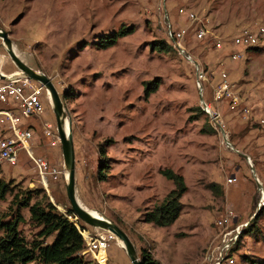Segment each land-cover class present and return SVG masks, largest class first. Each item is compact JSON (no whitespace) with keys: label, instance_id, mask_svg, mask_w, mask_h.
Segmentation results:
<instances>
[{"label":"rangeland","instance_id":"1","mask_svg":"<svg viewBox=\"0 0 264 264\" xmlns=\"http://www.w3.org/2000/svg\"><path fill=\"white\" fill-rule=\"evenodd\" d=\"M178 7L208 20L204 39L193 38L192 28L176 13ZM167 20L178 28L188 26L180 40L182 52L174 46L166 52L150 48L151 41L166 38ZM120 25L133 30L107 48L93 45L96 36ZM244 26L264 28V0H0V29L14 53L50 79L63 103L78 201L120 227L137 256L139 248L145 247L161 264H203L220 237L214 220L227 210V228L241 225L230 245L231 264L264 261V209L253 233L243 232L256 208L264 207V36L257 45L240 51L234 61L224 57L226 49L216 50L212 44ZM0 55L2 71L14 70L1 45ZM186 56L198 63L199 77ZM221 70L226 71L237 105L213 97ZM151 80L157 87L144 96L145 83ZM64 91L70 95L64 98ZM199 95L218 114L232 148L224 144L213 117L208 119L197 110L201 109ZM41 96L42 113L28 121L37 136L41 121L56 134L45 92ZM207 123L213 131L204 130ZM99 144L107 162L103 180L96 174ZM30 146L35 155L60 170L56 180L47 181L46 193L65 212L59 141L52 144L50 138H39ZM241 154L248 156L260 187ZM163 168L179 173L186 188L179 198L177 218L156 226L143 221L141 213L173 186L161 175ZM0 178L12 180L15 189L41 184L21 150L13 165L0 160ZM209 184L218 185L221 193ZM9 198L0 200V212ZM67 219L76 225L74 217ZM82 225L90 234L102 231ZM19 229L27 236L35 230L27 223ZM106 237L105 253L96 254L97 260L130 264L121 246Z\"/></svg>","mask_w":264,"mask_h":264},{"label":"trees","instance_id":"2","mask_svg":"<svg viewBox=\"0 0 264 264\" xmlns=\"http://www.w3.org/2000/svg\"><path fill=\"white\" fill-rule=\"evenodd\" d=\"M132 30V26L120 25L116 30L96 36L92 43L100 49L107 48L118 37L131 33ZM150 48L160 52L174 49L167 36L151 41ZM156 87V80L147 81L143 88L144 96ZM69 95L63 92L64 98ZM197 110L210 119L202 109L197 108ZM206 126L205 131L214 130L208 123ZM97 152L99 162L96 174L99 179L103 180L105 176L103 168L107 167V162L102 144L98 145ZM160 173L170 180L173 186L158 203L143 210L141 218L156 226H166L177 218L181 208L179 198L186 186L183 177L170 168H163ZM211 186L221 193L218 185L209 184V187ZM16 187L17 185L13 184L12 180L5 181L0 178V200H5L7 196H10L5 209L0 212V264H102L98 260L97 263L91 256L86 258L84 255L88 253H82L85 248L84 241L76 228V225L83 228L82 221L75 219V225L68 220L67 216L74 217L69 208L63 213L60 212L48 199L41 184L32 188L18 187L15 189ZM263 209V206L259 208L243 232L253 233L256 219ZM23 210L26 216L23 215ZM22 223H27L35 230L30 235H25L19 229ZM51 235L53 237L48 241ZM138 258L140 264H161L145 247L139 248ZM252 264H264V261Z\"/></svg>","mask_w":264,"mask_h":264},{"label":"built area","instance_id":"3","mask_svg":"<svg viewBox=\"0 0 264 264\" xmlns=\"http://www.w3.org/2000/svg\"><path fill=\"white\" fill-rule=\"evenodd\" d=\"M176 13L192 28L191 31L194 39L202 40L205 38L208 31L206 27L208 20L205 17L197 16L192 10L182 7H178ZM166 17L165 14V19ZM166 24L165 33L171 45L181 48L180 40L183 38L188 26L178 28L172 26L168 20ZM263 36V26H244L223 39H215L212 44L216 47V50L224 51L226 49V56L224 57H228L231 61H234L240 57V51L242 53L245 49L257 45ZM231 44L236 47L232 49L227 47ZM218 65H222L221 59L218 61ZM10 72H4L0 68V160L13 165L16 163L18 151H23L31 163V168L36 172L38 180L46 191L47 181L56 180L60 170L50 165L43 157L35 155L32 152L29 146L31 145L30 140L32 139L33 132L23 122L24 119L38 118L42 113L41 94L45 91L40 83L26 76L7 77V74ZM219 76L220 80L212 89L214 99H226L232 105H237V96L230 89L231 85L227 79L226 71L221 70ZM242 110L247 112V109L244 107H242ZM215 114L218 115L217 113ZM41 134L43 137L50 138L52 143L58 140L56 134L52 133L49 124L46 122H42L41 124ZM229 218L230 211L226 210L225 213L219 215L214 220L215 225L221 229L220 237L217 243L211 247L210 251L205 254L203 264L232 263L234 255L229 252L230 245L238 236L241 225L227 228L230 223ZM76 228L84 241L85 248L82 252L88 253L97 262L96 254L101 250L105 253L107 233L103 231L102 234V231H95L93 234H90L85 228H80L77 225Z\"/></svg>","mask_w":264,"mask_h":264},{"label":"water","instance_id":"4","mask_svg":"<svg viewBox=\"0 0 264 264\" xmlns=\"http://www.w3.org/2000/svg\"><path fill=\"white\" fill-rule=\"evenodd\" d=\"M0 45L4 52L6 53L9 61L12 63L14 70H12L10 73L7 74V77H13L17 75L26 76L28 78H31L38 83L42 85L44 88L48 103L51 106L52 114L54 117V124H55V131L56 136L59 141L61 156H62V164L63 168L65 170V174L63 175V187L65 192V198L68 203V208L73 214L75 219H79L84 224L95 228L100 229L104 232H106L108 235H110L111 238H113L117 244L121 245V249L125 253L128 261L130 264H140V260L137 256V253L135 251V248L130 241L127 234L118 227L115 223L104 217L101 213L84 207L77 199L75 195V189H74V158H73V147H72V140L69 133V127L68 123L66 122V126L64 129V123H65V112L63 103L60 100V97L50 81V79L43 74L42 72H39L38 70H35L29 66H27L24 62H22L18 56L14 53L11 45V41L8 38L6 32L2 29H0ZM180 52H182V49L180 47H176ZM188 61H190L194 67L195 75L199 77L198 73V63L195 60H192L189 56L185 57ZM3 61L2 55H0V68ZM199 90L201 91V87L199 86ZM199 105L200 108L209 116L213 117V121L216 124L217 128L219 129L220 133L222 134V140L224 144L232 148L227 138L225 137L224 131L222 129V126L218 122L219 116L215 113H212L210 109L208 108L207 104L202 100L201 95H199ZM236 151V150H235ZM242 157L246 160V162L249 165V171L252 175V178L255 181V184L257 187H260V183L256 177V174L254 172V168L252 164L249 161V158L245 154H241ZM263 192L261 191V198H263ZM55 206V205H54ZM56 207V206H55ZM259 207L256 208V210L251 215V218L256 214Z\"/></svg>","mask_w":264,"mask_h":264},{"label":"crops","instance_id":"5","mask_svg":"<svg viewBox=\"0 0 264 264\" xmlns=\"http://www.w3.org/2000/svg\"><path fill=\"white\" fill-rule=\"evenodd\" d=\"M10 107H12L11 105H10ZM14 111H15V109H13ZM29 119H31V118H29ZM29 119H24L23 120V122H24V124L26 125V126H28L30 129H31V131L33 132V135H32V139H31V142H30V144H31V146L32 145H34V142H36V139L38 140L39 138H41L42 140L44 139V138H46V137H43L42 136V134H41V131H40V135L39 136H37L36 134H35V130H36V127L35 126H33L28 120ZM44 122V121H43ZM41 123H42V121H41ZM52 143V142H51ZM53 144V143H52ZM36 146V145H35ZM51 182H55V181H51ZM47 192H48V190H47Z\"/></svg>","mask_w":264,"mask_h":264},{"label":"bare ground","instance_id":"6","mask_svg":"<svg viewBox=\"0 0 264 264\" xmlns=\"http://www.w3.org/2000/svg\"><path fill=\"white\" fill-rule=\"evenodd\" d=\"M65 124H66V121H65V123H64V129H66V128H65ZM102 234H103V231H102ZM119 245H120V244H119ZM120 246H121V245H120ZM97 254H98V253H97Z\"/></svg>","mask_w":264,"mask_h":264}]
</instances>
